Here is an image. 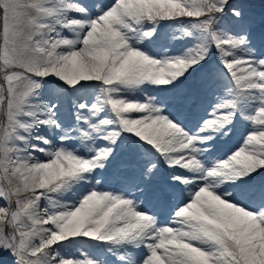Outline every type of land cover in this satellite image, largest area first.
Returning a JSON list of instances; mask_svg holds the SVG:
<instances>
[{
	"label": "snow or ice",
	"instance_id": "1",
	"mask_svg": "<svg viewBox=\"0 0 264 264\" xmlns=\"http://www.w3.org/2000/svg\"><path fill=\"white\" fill-rule=\"evenodd\" d=\"M264 264V0H0V264Z\"/></svg>",
	"mask_w": 264,
	"mask_h": 264
},
{
	"label": "rangeland",
	"instance_id": "2",
	"mask_svg": "<svg viewBox=\"0 0 264 264\" xmlns=\"http://www.w3.org/2000/svg\"><path fill=\"white\" fill-rule=\"evenodd\" d=\"M4 264H10V257H5Z\"/></svg>",
	"mask_w": 264,
	"mask_h": 264
}]
</instances>
